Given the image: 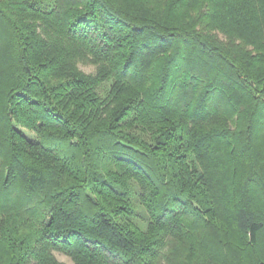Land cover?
<instances>
[{
  "label": "trees",
  "instance_id": "obj_1",
  "mask_svg": "<svg viewBox=\"0 0 264 264\" xmlns=\"http://www.w3.org/2000/svg\"><path fill=\"white\" fill-rule=\"evenodd\" d=\"M57 253L264 264V0H0V264Z\"/></svg>",
  "mask_w": 264,
  "mask_h": 264
},
{
  "label": "rangeland",
  "instance_id": "obj_2",
  "mask_svg": "<svg viewBox=\"0 0 264 264\" xmlns=\"http://www.w3.org/2000/svg\"><path fill=\"white\" fill-rule=\"evenodd\" d=\"M82 69L87 71V72H92L94 71V66L91 65H81ZM25 134L32 140L34 139H38L37 135L34 132H31L29 130H25ZM57 256L60 260L65 261L69 264H73V261L71 260V258L65 254H61V253H57Z\"/></svg>",
  "mask_w": 264,
  "mask_h": 264
}]
</instances>
